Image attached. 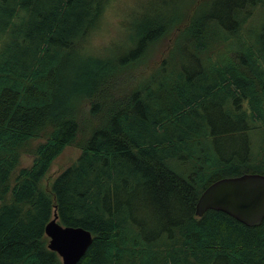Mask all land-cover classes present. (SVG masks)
Listing matches in <instances>:
<instances>
[{
  "label": "trees",
  "instance_id": "16d2710c",
  "mask_svg": "<svg viewBox=\"0 0 264 264\" xmlns=\"http://www.w3.org/2000/svg\"><path fill=\"white\" fill-rule=\"evenodd\" d=\"M110 1L0 0V264H62L54 211L93 236L77 264H264V219L195 215L211 182L264 174V0H194L91 54Z\"/></svg>",
  "mask_w": 264,
  "mask_h": 264
},
{
  "label": "water",
  "instance_id": "95a60500",
  "mask_svg": "<svg viewBox=\"0 0 264 264\" xmlns=\"http://www.w3.org/2000/svg\"><path fill=\"white\" fill-rule=\"evenodd\" d=\"M207 210L221 211L246 226L259 225L264 219V174L242 173L211 182L196 201L195 215L200 217ZM44 233L47 247L62 264H77L93 240L89 230L60 223L55 211Z\"/></svg>",
  "mask_w": 264,
  "mask_h": 264
},
{
  "label": "rangeland",
  "instance_id": "374dc122",
  "mask_svg": "<svg viewBox=\"0 0 264 264\" xmlns=\"http://www.w3.org/2000/svg\"><path fill=\"white\" fill-rule=\"evenodd\" d=\"M194 0H111L103 11L101 23L84 42L83 46L91 54H110L111 49L119 46L122 49L129 45L126 40L128 36L137 31L141 24L152 21L156 17L164 18L169 12L174 10L185 11ZM203 2L206 0H202ZM253 18L250 25L256 26L262 15L260 10H253ZM165 15V16H163ZM176 31L173 30L167 37L160 40L146 56L144 69L162 57L164 50L170 46L175 37ZM126 42V43H125ZM42 139L33 140V144ZM80 150L69 145L64 148L62 153L52 162L47 178V183L52 177L61 172L65 167L72 164L78 157ZM33 159L32 153L21 154V165L28 166Z\"/></svg>",
  "mask_w": 264,
  "mask_h": 264
},
{
  "label": "bare ground",
  "instance_id": "6f19581e",
  "mask_svg": "<svg viewBox=\"0 0 264 264\" xmlns=\"http://www.w3.org/2000/svg\"><path fill=\"white\" fill-rule=\"evenodd\" d=\"M179 246H180V245H179ZM179 246H178L177 248H180ZM181 246H182V245H181ZM181 248H182V247H181ZM182 250H183V249H182ZM163 256H164V255H163ZM165 256H166V255H165ZM165 258H166V257H165ZM168 258H169V257H167V260H168ZM165 261H166V260H165ZM168 261H169V260H168ZM171 262H172V261H171Z\"/></svg>",
  "mask_w": 264,
  "mask_h": 264
}]
</instances>
